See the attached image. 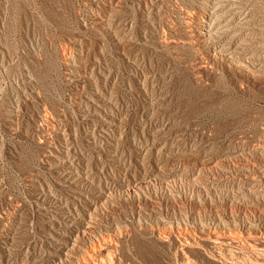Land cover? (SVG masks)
Segmentation results:
<instances>
[{
    "label": "rangeland",
    "instance_id": "1",
    "mask_svg": "<svg viewBox=\"0 0 264 264\" xmlns=\"http://www.w3.org/2000/svg\"><path fill=\"white\" fill-rule=\"evenodd\" d=\"M203 21L215 35L206 44L191 37ZM237 51H247L240 59L253 79L221 59ZM64 55L81 66L74 81ZM93 89L118 117L109 142L80 118ZM61 136L86 185L113 175L129 180L140 162L175 172L188 166L195 184L203 163L219 162V188L231 198L244 186L241 170L250 171L257 197L245 190L248 205L227 207V222L247 225L257 215L263 227L264 0H0V264H68L48 254L41 209L49 191L67 202L63 191L48 189L43 169ZM177 151L191 160L168 158ZM167 191H159L160 205L115 203L108 221L127 225L112 236L116 264H209V249H181L179 241L197 238L199 228L204 238L218 232L225 216L215 215L214 199L229 198L181 185L171 197ZM156 206L161 215L151 211Z\"/></svg>",
    "mask_w": 264,
    "mask_h": 264
},
{
    "label": "bare ground",
    "instance_id": "2",
    "mask_svg": "<svg viewBox=\"0 0 264 264\" xmlns=\"http://www.w3.org/2000/svg\"><path fill=\"white\" fill-rule=\"evenodd\" d=\"M206 22L203 21L198 24L191 35L193 40L200 44H206L215 36L209 30ZM246 53L247 51H237V54L225 58L224 54L221 53V59H225L229 70L236 73L238 77L251 80L255 77L254 70L246 66L240 59ZM213 58L209 56L205 59L212 61ZM62 65L66 70L65 72H67L68 79L74 81V79L81 76L79 70L81 66L75 57L64 55ZM78 109L81 120L92 122V125L99 128L97 130L100 138L109 142L111 139L109 133L117 126L118 117L113 111L108 97L101 91L98 92L93 89L92 93L88 94L85 100H82V104L78 106ZM10 121L12 122V120ZM67 139V137L61 136L52 145V148L49 147L51 149H49L47 157L45 156L43 167L48 171V175L45 177V184L48 189L50 190L51 186H54L56 189L63 191L67 201L66 203L61 202L60 197L52 195L48 190V205L41 207L47 223L44 237L48 244L50 257L68 264H116V247L113 248L115 242H113L112 236L117 230L119 233L127 232V225L126 222L108 221L109 215L116 207L115 203L120 204V202H126L129 199L133 202L139 200L145 206H150V204L160 205L158 198L160 190H168L167 192L171 197L174 194L171 192L176 191L178 185H181L189 186L193 191L201 193L220 192L221 195L224 194L229 198L228 202L221 199L220 205L214 199V203L219 207V209L214 210L215 215L220 218L221 222H223L221 220L223 214L225 216L224 223L218 232L207 234L204 238L202 237L205 234L204 230L199 228L197 233L199 232L200 236H197V238L192 237L190 234L187 237H182L183 241H179L181 249L183 247L191 248L190 246L193 243L196 244L193 247L195 252H200L205 248L209 249V264H264V225L259 227L258 224L262 222V220H259L261 217L252 216L251 219L249 218L251 222L247 221V225L229 224L227 222L229 215V213H226L227 207L231 206L233 210H239L241 206L248 205L246 198L249 194L247 195L245 190L257 197L256 192H258L257 186L259 185L256 181H253V174L250 171L244 172V170H241L240 175L243 176L244 186L238 195L231 194V198L228 195L229 193L222 192L219 188L220 181L225 174L223 169L218 171L219 162L203 163L199 169L200 173L195 176V184L191 182L193 178L185 172L191 170L188 166L182 167L184 170L181 172H175L176 167L174 169L168 168L164 164L147 166L140 162L137 173L132 175L129 180L126 175L123 178L113 175L110 176V180L105 185L99 182L96 185L93 184V186L86 185V180L82 178L83 176L80 175L79 171H76V167L72 164ZM90 139V137L87 139L88 146L95 149L97 143L94 142V139L92 141ZM108 155L110 162L118 163L114 154ZM168 158L184 162L191 160L186 158L185 154L180 151L171 152ZM101 193L103 195H99ZM177 195L179 196V193ZM95 197H101L102 199L96 200ZM187 203L190 202L187 201ZM151 211L155 215H161L158 206L151 209ZM159 221L161 223H158L161 224L160 227L163 229L162 232H165V221L162 218ZM170 229L173 230L172 226ZM252 233L254 234L252 235ZM181 264L194 263L188 259H183Z\"/></svg>",
    "mask_w": 264,
    "mask_h": 264
}]
</instances>
